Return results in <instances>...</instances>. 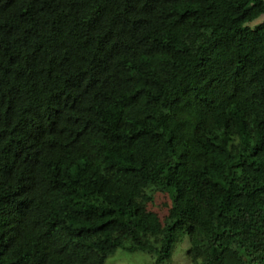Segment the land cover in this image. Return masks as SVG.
Returning a JSON list of instances; mask_svg holds the SVG:
<instances>
[{
	"label": "trees",
	"instance_id": "16d2710c",
	"mask_svg": "<svg viewBox=\"0 0 264 264\" xmlns=\"http://www.w3.org/2000/svg\"><path fill=\"white\" fill-rule=\"evenodd\" d=\"M186 238L264 264V0H0V264Z\"/></svg>",
	"mask_w": 264,
	"mask_h": 264
},
{
	"label": "rangeland",
	"instance_id": "374dc122",
	"mask_svg": "<svg viewBox=\"0 0 264 264\" xmlns=\"http://www.w3.org/2000/svg\"><path fill=\"white\" fill-rule=\"evenodd\" d=\"M169 199L166 196H160V199L153 205L152 209L159 213L160 216H163L168 208L167 203ZM190 243L189 239L186 238L184 243L180 245L176 251L174 264H192L189 256L188 249ZM106 264H153L152 259L148 258L145 254H128L122 251H119L116 256L110 258Z\"/></svg>",
	"mask_w": 264,
	"mask_h": 264
}]
</instances>
